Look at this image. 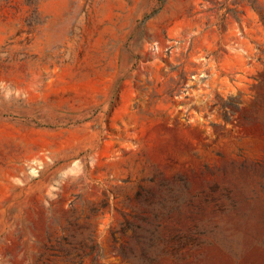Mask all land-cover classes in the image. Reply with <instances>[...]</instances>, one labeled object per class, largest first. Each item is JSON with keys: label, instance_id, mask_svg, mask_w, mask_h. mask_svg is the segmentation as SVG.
Listing matches in <instances>:
<instances>
[{"label": "rangeland", "instance_id": "obj_1", "mask_svg": "<svg viewBox=\"0 0 264 264\" xmlns=\"http://www.w3.org/2000/svg\"><path fill=\"white\" fill-rule=\"evenodd\" d=\"M0 82V264H264V0H0Z\"/></svg>", "mask_w": 264, "mask_h": 264}, {"label": "clouds", "instance_id": "obj_2", "mask_svg": "<svg viewBox=\"0 0 264 264\" xmlns=\"http://www.w3.org/2000/svg\"><path fill=\"white\" fill-rule=\"evenodd\" d=\"M151 51L153 55H156L159 51L160 48L156 42H153V46L151 48ZM0 87H3V83L0 82ZM15 91V94L19 97L21 95L20 91L17 89H10L7 93H5V96L8 97L12 94V92ZM95 163V157L90 154L88 157V166H94ZM27 166V162H26ZM40 169L36 167H28L27 168V174L31 178H36L39 175ZM61 179L63 181H67L69 177L73 178V182L75 180H78L80 177L85 176V165L81 160H76L73 161L71 166L66 168L65 170L62 171L60 174ZM12 183L13 184H22V180L19 177H13L12 178ZM60 191V188L57 187L56 185H52L46 195L48 196L49 200L53 199H58V193ZM45 206L47 207V201L44 202Z\"/></svg>", "mask_w": 264, "mask_h": 264}]
</instances>
